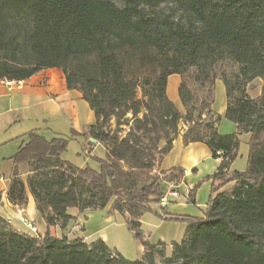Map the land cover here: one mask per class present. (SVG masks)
<instances>
[{
  "label": "trees",
  "instance_id": "obj_1",
  "mask_svg": "<svg viewBox=\"0 0 264 264\" xmlns=\"http://www.w3.org/2000/svg\"><path fill=\"white\" fill-rule=\"evenodd\" d=\"M46 68L60 69L67 89L93 110L82 134L101 144L105 157H93L97 168H79L61 157L67 138L29 133L11 156L7 199L22 206L29 193L47 228L61 234L29 235L0 216V264H264V0H0V79L18 82ZM172 74L181 79L183 111L166 92ZM217 79L233 133L217 130ZM256 79L260 92L252 97L247 88ZM111 119L114 129L107 128ZM179 134L185 145L204 143L220 161L207 176L202 215L173 216L187 224L167 256L164 243L143 239L140 219L167 193L164 180L172 178L165 176L182 177L180 167L151 174ZM241 134L249 135L247 166L230 171ZM22 162L25 180L17 169ZM108 204L129 216L143 246L140 259L124 258L101 238L87 243L62 232L75 220L68 209Z\"/></svg>",
  "mask_w": 264,
  "mask_h": 264
},
{
  "label": "crops",
  "instance_id": "obj_2",
  "mask_svg": "<svg viewBox=\"0 0 264 264\" xmlns=\"http://www.w3.org/2000/svg\"><path fill=\"white\" fill-rule=\"evenodd\" d=\"M173 75L175 74L167 78L166 92L169 91L170 79L174 78ZM180 80H175L173 85H177L176 82L179 83ZM169 98L179 110L183 111V108L180 109L176 104L175 98ZM225 106L224 104L217 108L213 101L211 108L216 114L221 115L224 113ZM92 111L87 102L81 98L80 92L67 89L64 75L60 69H41L29 78L18 81V83L17 81L9 83L6 79H0V216L7 219L18 231L32 235L26 223L22 219L20 220L21 214H19L20 210H17L18 208L23 210V217L30 221L41 235H44L47 229H49L51 234L59 232L60 229L57 226L47 228L44 220L38 214L34 200L29 193H27L25 205L18 206L9 202L6 192L14 167L11 156H13L19 146L28 141L29 133L34 131L44 136L47 140L56 136H63L67 139H69L68 137L71 139H83L87 142L84 150L88 152L87 155L91 159L97 157L92 154L91 150L99 143L96 140L95 142L91 141L90 139L92 138H87L82 134L87 126L94 122ZM182 126L185 127L184 124ZM219 128L218 123L217 130ZM67 133H69V136H65ZM50 134L51 137L48 136ZM241 135L242 137H247L248 140V134ZM241 135H239V139ZM176 148H178V153L173 156ZM4 149H7L8 152L4 151ZM171 149L163 156L159 169L167 172L174 167L182 169V177L179 178V183L174 185L175 189L181 188L185 184L183 179L187 177L186 175L190 171L197 170L202 158L211 156L210 150L204 143L194 142L185 145L181 134L173 141ZM214 161L216 162V167L213 173L216 171L220 159L217 158ZM232 165L233 163L230 166V171L233 170ZM17 169L21 178L25 180L29 169L27 163L17 164ZM4 170L6 172H3ZM167 184L169 188L172 187L171 182H167ZM229 185L231 186L232 183H229ZM168 191H175L176 195H167V201L169 197H179L177 190L170 189ZM68 213L76 217L79 212L75 208H70ZM103 238L105 237L103 236Z\"/></svg>",
  "mask_w": 264,
  "mask_h": 264
},
{
  "label": "rangeland",
  "instance_id": "obj_3",
  "mask_svg": "<svg viewBox=\"0 0 264 264\" xmlns=\"http://www.w3.org/2000/svg\"><path fill=\"white\" fill-rule=\"evenodd\" d=\"M112 1H114L118 5H121L123 2V0ZM226 69L227 71H230L231 64H228ZM173 76L174 78L170 79V87L167 94L169 95L168 97L175 98L176 104L180 107V109H182V105L178 96L179 83L176 82L177 85H173L175 80L177 81L178 79H180V76L177 74ZM260 85L261 81L259 79L251 82L247 88L249 95L252 97L257 96L260 92ZM192 89L198 96L199 100L204 99L205 92L203 90L198 89L194 84H192ZM137 96L141 97L140 89L137 90ZM214 97L215 106L217 108H220L225 104V89L220 79H217L215 82ZM197 104L199 106V103ZM142 112L143 111H141L138 116L141 117ZM126 116L130 119L131 113H127ZM220 119L221 120H219L218 122L220 127L218 130L219 133L229 134L235 131L234 124L226 119L223 116V113L221 114ZM182 124L183 122L179 123V130H183L185 128L182 126ZM107 128H115L113 119L108 122ZM120 129L121 131L118 134L122 136L126 133L127 126L121 125ZM48 136L51 137V134ZM65 136H69V133L65 134ZM68 138L69 142L67 149L61 157L64 160H67L69 163L75 165L76 167L82 168L85 167L86 164H88L91 167L97 168L98 165L94 161V159H91L89 155H87L88 152L84 151L86 149L87 142H85L83 139H71L70 137ZM246 142L247 137H242L241 135L239 144L240 147H238L237 156L232 162L233 170L243 172V170L246 169L248 152ZM4 151L8 152L7 149H4ZM91 151L94 156H105V149L100 144L95 145V147ZM174 153L175 154H173V156H176V153H178V148L175 149ZM215 167L216 162L214 161L212 156H209L208 158H202L201 162L197 166V170L190 171L186 175L187 177L183 179L185 182V186L183 185L181 188L176 189L174 188V185H177L179 183V175L176 171H172L171 174H167L165 178L169 177L172 178V180H164L166 181L163 186L164 189L166 190L167 188L168 190H177V192H179V197H169L165 205L153 204L151 205V211H147L141 216L142 220L140 231L143 239L147 240L150 243L161 241L165 245V253L167 254V256H169L171 252V244L181 240L187 224V222L183 220V218L176 219L173 218V216L187 217L202 215V213L205 211L206 203L211 192V181L207 178V176L213 174ZM5 170L3 172H6ZM151 174H158L159 177L162 176L161 170L157 167L153 168ZM167 182H171L172 187L169 188L168 184L170 183L167 184ZM229 186V184L225 185L224 189ZM17 210H21V208H18ZM22 211L23 210H21V213L19 214H21L20 220L22 219L23 221L26 219L23 217ZM128 218L129 216L126 213L119 214L116 212H111L110 204H108L106 208L103 209H89L78 213L75 217V220L70 221L67 228L62 232L65 233L70 239L79 237L87 243L101 238L114 252L121 254L124 258L129 260L140 259L143 253V246L140 240L135 237L133 231L128 227L126 223V220ZM10 226L13 227L12 224H10ZM31 234L34 236H43L40 234V232H38V230L36 234L32 232ZM52 234L59 236L61 234V231L55 233L53 232ZM103 236L105 238H103Z\"/></svg>",
  "mask_w": 264,
  "mask_h": 264
},
{
  "label": "built area",
  "instance_id": "obj_4",
  "mask_svg": "<svg viewBox=\"0 0 264 264\" xmlns=\"http://www.w3.org/2000/svg\"><path fill=\"white\" fill-rule=\"evenodd\" d=\"M13 81H9V83H12ZM18 83V82H17ZM176 195L175 191H168L165 195H163L161 198H160V205H165L166 201H167V195ZM19 213H21V210L19 211ZM26 225L28 226L29 230L32 232V233H37V228L32 225L30 222L26 221V220H23Z\"/></svg>",
  "mask_w": 264,
  "mask_h": 264
},
{
  "label": "water",
  "instance_id": "obj_5",
  "mask_svg": "<svg viewBox=\"0 0 264 264\" xmlns=\"http://www.w3.org/2000/svg\"><path fill=\"white\" fill-rule=\"evenodd\" d=\"M91 141H93V142H95V140L94 139H90Z\"/></svg>",
  "mask_w": 264,
  "mask_h": 264
}]
</instances>
